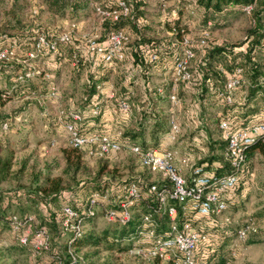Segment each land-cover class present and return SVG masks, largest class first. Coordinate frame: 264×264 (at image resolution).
<instances>
[{"label":"rangeland","instance_id":"obj_1","mask_svg":"<svg viewBox=\"0 0 264 264\" xmlns=\"http://www.w3.org/2000/svg\"><path fill=\"white\" fill-rule=\"evenodd\" d=\"M140 2H143V5L147 8L152 5L157 8L161 6L164 10L163 12L172 13L170 19H173L171 21L179 16L178 10L182 9L183 13L179 21L183 26L179 27L178 35L166 33L165 36L164 32L162 34L164 39H162V42L158 40V43L159 46L168 45V52L165 50L164 53L161 52V55L165 57L162 62L171 66L180 53L181 45L179 40L186 35L192 39V45L197 57L191 61V67L195 74L193 82H196V69L200 63L199 56L202 54V50L206 49L200 45L199 40L202 38L206 28L208 29V22L211 21L204 22L202 20L206 14L204 7L198 4V0H166L163 4L159 0H138V3ZM251 3L246 4L243 11H226L225 14L230 19L229 24L226 26L211 25L208 30L210 31V41L213 45L240 46L249 40L250 37H253L251 31L255 29L256 21L253 16V9L250 13L247 9ZM252 4L254 6V3ZM213 11L208 12L210 16H215ZM85 12L86 10L75 11L71 5L65 9L60 7L57 10H53L44 0H0V36L20 37L19 35L44 33L53 39L60 33L70 35L68 42L59 43L58 52L46 53L34 60H28L27 54L26 57H22L21 61L18 62L17 73L10 76L11 82L14 84L12 89H17L14 94V90H12L13 99L8 100L9 98H7L4 104L0 103V115L4 114L15 117L13 128H8L6 122L3 123L2 127V131H4L2 134L8 137L10 148L15 152L11 174L7 179L0 182V193L4 194L3 198H0V212L7 213L11 217V226L9 228L3 227V223L0 222V264H38V260H40L39 264H42L49 260L50 250L48 248L52 246L53 238L60 243L59 245H62L61 243L69 244V248L66 250L69 254V264H157L156 259L151 257L147 251H140V248H146V242L143 240L138 241L135 234L133 235V248L128 251H121L111 245L124 227L122 222L110 221L108 219L106 211L110 205L105 202L99 203L95 208L96 214L95 217H92V220H83L82 217L84 215H81L83 223L80 222L78 227L76 219L74 222H71V225L65 224L66 221L62 222L64 229L60 230L66 233L58 239L59 237L55 238L54 231L51 230L47 220L44 218L47 211L45 203L35 204L34 201H30V208L28 209L29 222L26 223L23 229L20 230L19 228L15 230V225H20L21 223L20 218L22 213L19 210V205L22 202L21 197H24L23 195H26V192L36 191L48 175L50 177H62L63 184L66 187L72 188V192L77 191V193H82L83 198L86 195H92L91 192L94 190H99L100 188L103 190L109 188L111 190L113 186L133 178L144 179L147 183L161 180V175L143 167L138 157L127 146L119 152L108 155L79 148L83 156L80 162L73 156L70 159L71 163L66 159L67 155L64 150L71 146L72 142L66 119H63L62 111H68L71 107L73 108L72 104H76L75 101L78 98H74L75 93L71 94L69 93L70 91L68 95L62 94V96L56 97L57 89L62 92V90L64 91V87H69L68 85L74 82L75 72L78 67L76 65H78L79 59L83 61L82 79L90 77L87 75H89V69L92 66L91 62H93L91 57H93L95 61L93 63L97 68L109 65L101 60H97L88 51L87 45L90 41L94 39H106V35L111 28H126L125 24L129 25V28H134L132 22L123 20L119 21L121 24H113L107 29L109 24L106 25V22L102 19V15L95 11L98 14L97 19H95V17H87V13ZM95 12L92 14L96 15ZM217 16L219 15L217 14ZM159 18L158 14L157 19L159 20ZM128 30L130 31V29ZM21 40L24 39H20V42H17V44L14 42L6 43L5 46L12 44L15 47V52L17 50L21 52L32 50L35 39L29 42V48L24 46ZM10 59L13 61L12 58ZM46 60H48L47 64L45 63ZM122 62L124 60L116 64ZM47 65H50V69H46V71L44 67ZM56 67L57 69L58 67L62 69L59 80H55L57 74ZM28 68L36 70L37 73L28 80L26 78H19ZM51 73L53 78L51 77ZM6 76L5 73L0 74V82L7 80ZM82 79L77 83L76 94L79 96L83 85ZM38 80L39 83L51 81V92H47L45 96L35 92L31 87L32 83H38ZM16 83L17 85L15 86ZM102 83L100 82L99 84ZM40 85L45 86V84ZM43 86H40V88L42 89ZM162 93H165V91ZM9 94L11 96V91ZM9 94L2 93V98L6 99V96ZM184 97L187 99L186 96ZM23 106L26 110L23 109L25 112L21 113ZM27 109L35 110V112L28 111ZM170 118L171 124L173 119L172 117ZM188 118L191 120V117H175L174 121L176 122L178 119L180 127L183 126V133L187 131L186 135H193L195 134L194 131L197 132V128H194L189 122L184 123ZM147 128L152 130L154 126L150 123ZM2 134L0 132L1 137ZM144 135L145 133L142 131L136 136L137 138H142ZM149 139L153 140L154 138L151 135ZM177 139L175 141L170 140V146H167L163 142L162 146L157 145L156 147L174 148L178 150L180 156L184 155L185 153L182 152L185 149L173 146L177 142ZM221 144L222 147L220 149L221 151L223 150V154L216 152V157L219 159L215 158V160H221L225 163V167H228V161L224 158V152L227 147V142L224 138L223 140L221 139ZM248 155L252 178L247 185L241 186L238 190V197L218 217L219 221L217 223L223 226V232L219 234L217 229H213L214 239L219 243L220 237L226 232L228 234L227 240L223 247L210 256L211 258L206 259V264H212V262L214 264H264V155L262 153L255 154V158L251 152ZM193 162L192 160L189 162V165L183 166V168H188L187 172L183 171L186 176L190 175L192 166L196 164ZM252 165L256 166L257 169L255 170ZM207 167L211 169L212 166L211 164H207ZM90 182H96V184L93 185ZM250 183L252 186H250ZM102 184H105L106 187H103ZM113 188V194L115 195V188H118V186ZM82 189L85 192H81ZM16 191L22 194L12 197V193ZM67 197L60 196V199L67 200ZM87 202L84 205L86 213ZM74 204L81 209L83 208L79 202ZM66 206L72 207L73 205L62 204L61 211ZM73 208L76 209L75 206ZM144 208V204L141 203L140 206L130 209L133 227L140 221ZM83 213L85 214V212ZM35 222L37 223L36 225L43 223L40 226L42 228H36L32 224H35ZM247 223H252L257 230L250 233L247 239H239L236 231L240 226ZM167 226V222L163 220L162 227L166 228ZM74 230L84 232L86 236L90 234L94 235L93 242L80 245L76 249L75 246L70 244L71 238H69V234ZM16 232L19 233L18 238L20 242L22 241L21 238L25 235L28 236V239L32 240V244L28 248H23L20 244L18 247L12 246ZM106 233H109L110 238H105ZM42 239L45 241L43 242L44 245L40 244V247H36V243L39 244V240ZM98 240L99 242L97 243ZM127 241L129 240L126 239L124 242ZM205 250L206 247H203L199 254L201 255L202 251ZM201 259L205 260L203 256H201Z\"/></svg>","mask_w":264,"mask_h":264},{"label":"built area","instance_id":"obj_2","mask_svg":"<svg viewBox=\"0 0 264 264\" xmlns=\"http://www.w3.org/2000/svg\"><path fill=\"white\" fill-rule=\"evenodd\" d=\"M159 1L163 4L166 0ZM247 9L250 13L253 4H250ZM95 11L102 15V19L120 21L129 16L131 7L127 0H117L114 7L99 4L96 5ZM208 24V29L211 25L213 26L212 21ZM208 29L206 28L199 40L203 48L211 45ZM57 36L56 39H52L47 34H37L32 50L27 52L28 60H34L46 53L58 52L59 43L70 40V35L67 33H60ZM129 41L130 35L125 28H111L106 39L90 41L87 49L97 60L114 64L126 58L127 53L124 46ZM179 43L180 53L170 67L173 80L170 99L174 104L180 101L179 84L193 83L195 79L191 67V61L196 58L192 39L186 35L179 40ZM261 44L264 47V38ZM14 54L15 47L12 44L5 46L0 49V61L9 59ZM158 58V52L154 50L148 52L150 61H157ZM36 73V70L28 68L19 78L28 80ZM243 73V67L236 65L227 77L224 86L218 90L219 101L227 105L236 104L238 91L247 84V78ZM96 87L98 91L104 90L101 84ZM158 90L162 93L164 88L160 87ZM120 107L124 112H130L131 104L126 97L120 100ZM90 110L91 115L98 116L103 108L100 103H94ZM62 113L74 147L108 155L119 152L127 146L138 157L143 167L161 175V180L152 181L148 187V195L155 201L150 205L153 211L143 213L140 224L136 228L135 236L138 241L146 242V248H140V251H147L151 257L172 264H206V260L201 259L199 252L203 247H206V250H216L218 242L214 239L212 230L217 229L219 234L223 232V226L217 223L218 217L238 197V190L241 186L247 184L252 178L248 154L251 145L259 140L264 141V118L246 122L228 109L219 123L223 138L227 142L224 158L228 161V167L224 166L226 169L219 172L209 169L204 163L194 164L190 175L186 176L183 166L189 165L190 155L180 156L178 150L174 148H152L140 144H129L118 136L121 133L112 135L107 129L88 130L81 127L86 115L84 109L71 107L68 111L63 110ZM180 133V124L172 121L169 139L175 141ZM145 183L147 181L144 179H133L122 185V196L116 199L114 204L111 200V190L94 191L87 202V214L95 215V208L99 203L105 202L110 205L106 211L108 219L110 221L120 219V222L126 223L131 220L129 212L131 207L139 203L142 196L146 194ZM63 211L69 218L77 220V227L80 222L83 223L78 211L73 207L66 206ZM157 215L168 218L166 228L161 226L159 218H154ZM69 218L65 222L67 225H71ZM19 228L20 225H15V230ZM256 230L252 223H247L237 229V237L242 240L247 239L249 234ZM21 240L23 244L29 242L28 236L25 235ZM43 240H39L40 243H36L35 246L44 245Z\"/></svg>","mask_w":264,"mask_h":264},{"label":"crops","instance_id":"obj_3","mask_svg":"<svg viewBox=\"0 0 264 264\" xmlns=\"http://www.w3.org/2000/svg\"><path fill=\"white\" fill-rule=\"evenodd\" d=\"M98 2L99 0H89L86 3V6L81 10H86L85 13H87V17H95V19H97L98 14L95 12V7L96 5H99ZM163 11L164 10L161 6L157 8L152 5L147 8L146 15L150 22L149 36L155 37L158 40L164 39V36L162 35L164 32L165 36L166 33L172 34V32L164 26L165 19L171 18L170 16L172 13H165ZM94 12L96 15L92 14ZM158 14L160 17L159 20L157 19ZM229 21L223 26L229 24ZM125 26L126 30L130 29L129 25L125 24ZM19 36L20 37L15 36L14 39H16L17 42H20V39H24L21 40V42L27 44L28 34ZM1 38L5 39V41H7L6 43H8L13 37L4 35ZM243 44V46H246L247 42H244ZM26 54L27 51L21 52L17 50L18 56L15 57L13 61L19 65L18 62L21 61L22 57H26ZM258 54L260 60H263L262 62L264 63V55L257 53V56ZM91 58L95 63L93 57ZM216 58H218L219 61L217 64L218 66L214 68L216 73L212 78V85L208 84V88H205L207 83L205 84V81L200 80L199 76V78L197 77L196 82L179 84L180 101L175 104L170 99L171 85L173 84L170 70L171 66L162 62L159 66L152 67L149 70L150 81L148 80V82L145 78L147 75L142 68L135 66L132 58H128L126 61L119 64H116V62L98 68L93 62H91L92 66L89 69V75H87L90 77L87 79H82L81 71L83 69V61L81 59L78 65H76L78 67L75 72L74 82L71 85H68L69 87H64V91L62 90V92L57 89L56 97L62 96V94L68 95L69 91L71 94L75 93L74 98L78 99L75 101L76 104H72L73 107L82 110L84 109L86 112L85 116L92 117L87 121L86 128H90L91 130L107 129L114 135L121 133V135L118 136L127 142L129 141V144H140L145 147H156L157 145L162 146L164 143H166L167 146H170V139L168 137L171 127L170 117H172L173 121L175 117H191V120L188 118L184 123L189 122L192 124L194 128H197V132L194 131L195 134L193 135H186L187 131L183 133L182 126L177 142L173 144V146L175 145L177 148L181 147L182 149H185L182 153L190 155L192 158L191 161H194L193 163L211 164V170H218L221 172L225 169V163L221 160L216 161L215 158H218L216 157V152L223 154V150L221 151L220 149L222 145L221 139L223 140V133L219 127V123L228 109L218 101L215 90L223 87L225 84L224 77L227 74L226 69L230 70L232 67H229V64L227 63L229 58L228 53H220ZM45 63L47 64L48 60H46ZM46 67H44L45 70L50 69V65H47ZM56 71L57 74L55 80H59L60 75L62 74V69L60 67L57 69L56 67ZM51 77L53 78L52 73ZM81 79L83 80V85L79 96L76 94V91L77 83ZM253 81L254 80L250 77L247 78L246 86L238 91L237 94V100H239L238 103H242L243 105L236 106L233 109V113L237 114L241 120H246V122L252 119L256 120L264 118V99L259 100L260 95L258 94L249 95ZM50 82L51 81H45L39 83L38 80V83H32L31 88H33L35 92L45 96L47 92H51ZM100 82H103L101 84L104 86L103 91H98L96 87ZM40 84H45V86ZM16 85L17 83L15 86ZM10 86L13 87L14 84L11 83ZM40 86H43L42 89ZM160 87L164 88L165 93H160L158 90ZM203 88L205 89L204 93L201 92ZM13 96L11 99H13ZM184 96H186L187 99ZM124 97H126L131 104V110L129 113L124 112L120 107V100ZM94 103H100L103 108L102 113L98 116L91 115L90 109ZM24 110L21 113H24ZM28 111L35 112V110L32 109H29ZM178 119L180 120V118ZM178 119L176 120L177 123H179ZM150 123L154 126L152 130L147 128ZM131 130H134V132H131ZM142 131L145 135L142 138H137L136 135ZM151 135L154 138L153 140L149 139ZM216 140H218V144L215 143ZM214 147L217 148L214 149ZM251 151L254 158L256 156L255 154L258 155L261 153L258 148L251 149ZM252 166L255 170L257 169L256 166ZM183 171L187 172L188 168L184 167ZM251 183L250 186H252ZM61 196L66 197L67 195L63 194Z\"/></svg>","mask_w":264,"mask_h":264},{"label":"trees","instance_id":"obj_4","mask_svg":"<svg viewBox=\"0 0 264 264\" xmlns=\"http://www.w3.org/2000/svg\"><path fill=\"white\" fill-rule=\"evenodd\" d=\"M45 3L53 10H57L60 7H63L64 9L67 6H72V9L75 11H79L81 9H83L86 6V3L89 0H44ZM130 7H131V11L129 16L122 18L120 21H129L130 23L132 22L134 28H130V31L128 30V34L130 35V41L125 44L124 46V50L127 53L126 58L124 59V61H126L128 58H132V60L134 61L135 66L140 67L143 69L144 73L147 75L145 78L148 81L150 78L149 75V70L152 67H157L159 66L160 63H162L163 59H165V57H162L161 52L164 53V51L166 50L168 52V45H161L159 46V41L158 39H156L155 37H151L149 36V32H150V22L148 21V16L147 14V7L145 5H143V2L138 3V0H127ZM254 3L253 6V16L255 18L256 21V26L255 29H253L251 32L253 33V37H250L249 40H247V45L243 46L244 44L242 43L240 46L238 45H213V43H211V45L209 47H206L205 50H202V54L199 56L200 57V63L199 66L196 69V75L197 77H200V80L205 81V84L207 83V85H205V88H208V84L213 83V77L214 74L216 73L215 71V67L218 66V61L219 59L216 58L220 53H228L229 54V58L227 60V63L229 64V67H232V69L228 70L226 69V75H225V81L227 79V77L229 76V74L233 71V69L235 68L236 65H241L244 69V76L246 78H251L253 81V85H252V89L249 93V95H260L259 100L264 99V63L262 62L263 60H260L259 58V54L257 56V53L263 54L264 55V47L262 46V39L264 38V0H198V4L202 5L205 9L206 14L203 17V21L207 22L209 20H211L215 25H224L227 21H229L230 19L227 17V15L225 14V12H233V11H243L246 4L248 3ZM99 4L102 5H106L108 7H114L117 3V0H99L98 2ZM251 3V4H252ZM214 10V15L215 16H210V13H208L209 11ZM182 9L178 10V17H175V19L173 21H171L172 19L170 18H166L164 26L166 29H168L169 31H171L172 33H174L176 36L179 33V30L181 26H183L180 23V19H181V15H182ZM217 14L219 16H217ZM106 22V25L109 24V26H107V29H109L113 24H121L119 21L115 22L112 19L106 18L103 19ZM106 27V26H105ZM109 27V28H108ZM135 29V30H134ZM38 34V33H37ZM36 34V35H37ZM36 35H28V42L27 44L22 43L24 46H27L29 48V42H32L36 37ZM2 36H0V49H2L6 42L5 39L1 38ZM15 37L12 38V40H10L8 43L10 42H14L15 44H17V40L14 39ZM157 40V41H155ZM168 41V40H166ZM160 42H162V40H160ZM26 47V49H27ZM172 49V47H171ZM170 49V50H171ZM154 50L156 52H158L159 58L157 61H150L148 59V52ZM24 52V51H23ZM17 52H15V54L13 55V57H11L12 59H14V57H17ZM197 57V55H196ZM80 61V59H79ZM211 64V65H210ZM8 71V72H7ZM18 71V64H16L14 61H12L10 58L9 59H5V60H1L0 61V74H6V79L5 81L0 82V103L4 104L5 101L7 100V98H9L8 100H10L12 98V87H10L11 82V78L10 76H12L13 74H16ZM10 74V75H8ZM198 77V78H199ZM148 78V79H147ZM7 81V82H6ZM149 82V81H148ZM210 86V85H209ZM224 86V85H223ZM212 87V86H211ZM245 87V86H244ZM217 88V87H216ZM222 88V87H221ZM219 88V89H221ZM215 90L216 96L218 98V90ZM242 89V88H241ZM240 89V90H241ZM9 90V91H8ZM239 90V91H240ZM11 91V96L9 94V92ZM16 91H13V94ZM202 93L205 92V89L203 88V90L201 91ZM2 93H7L9 95L6 96V99L2 98L3 95ZM238 94V93H237ZM219 101V100H218ZM239 100H236V104L235 105H227L222 103L221 101H219L220 103H222V105H224V107L226 109L232 110L239 105H243L242 103H238ZM22 111L24 109V106L21 108ZM20 109V110H21ZM92 117H84L83 118V123L81 125V127H85L87 124V121L89 119H91ZM6 122L8 124V128H13L14 126V122H15V117H11L10 115H0V132L1 134L4 133V131H2V127H3V123ZM86 128V127H85ZM88 130H91L90 128H86ZM131 132H134V130H131ZM2 138V139H1ZM218 140L215 141V143H217ZM218 144V143H217ZM222 147V145H221ZM220 147V148H221ZM217 148V147H216ZM214 147V149H216ZM254 148H258L260 150V152L264 155V141L259 140L256 143H254L253 145L250 146V151L252 152L251 149ZM14 150L10 148L9 145V141H8V137L5 136L4 134H2V137L0 136V182H2L3 180L7 179V177L11 174V170L13 168V161H14ZM64 152L66 153L67 157L66 159L70 162L71 157H76L78 162H80L82 160V153L81 151H79V148L74 147V146H69L68 148H65ZM75 154V156H74ZM71 163V162H70ZM133 179H138V178H133ZM130 179L128 181H124V183L121 184H117L115 186H118V188L116 189V193L115 195L113 194V186L111 188V200L114 203H116V199H120V197L122 196V192H121V186L124 185L125 183L133 180ZM91 184L95 185L96 182H90ZM89 183V185H90ZM106 184V183H105ZM102 184L103 187L106 185ZM150 183H145L144 184V190L146 192V194L144 196H142V198L140 199V202L135 204L134 206H132L131 208L134 207H138L140 206L141 203L144 204V212L143 213H148L150 211H153L152 208L150 207L151 204H154L155 201L150 197V195H148V187H149ZM66 187L63 184V179L62 177H50V175L47 176V178L45 179V181H43V183H41L36 191H29L26 192V195H23L24 197H21L22 202L20 203V207L19 210H21V224H20V230L24 228V226L26 225V223L29 222L28 220V209L30 208V201H34L35 204H41V202L45 203L47 211L46 214L44 215L45 219L48 222V225L50 226L51 230L54 231V236H56L55 238L60 239V237H62L63 234H65L66 232L63 233V231H61L60 229H64V227L62 226V222L66 221L69 217L63 212L61 211V207L62 204H72L74 207L75 206V210L78 211L79 215L83 218V220H92V217H95V215L90 216L86 213V211H84V205L86 204L85 202H87V200L89 199V197L91 196L86 195L85 198L82 197V193H77L76 192H72V188ZM86 189V188H85ZM88 189V188H87ZM109 189V188H107ZM107 189L103 190V189H99L100 191H106ZM110 190V189H109ZM85 192V190H81V192ZM96 191V190H94ZM93 191V192H94ZM1 192V190H0ZM91 192V193H93ZM22 193L19 191H16L15 193H12V197H14L15 195L19 196ZM67 195V200H62L60 199L61 195ZM4 194L0 193V198H3ZM79 202V204H81V206L83 207L82 209L79 208L78 206H76L74 203ZM40 209V208H39ZM42 209V208H41ZM81 212V213H80ZM85 212V214L83 213ZM96 214V213H95ZM154 218H159V220L161 221V223L164 221L168 222V218L167 217H163V216H156ZM75 219H71L69 218L70 223L74 222ZM116 222H120V219H116ZM0 222L3 223V227L5 228H9L11 226V217L6 213H2L0 212ZM132 220L127 221L126 223H123V227L124 229L122 230V232L120 234H118L113 243H111V245L114 248H117L121 251L124 250H129L131 248H133V235L136 233V228L137 226L140 224V221L138 222V224L133 227V223H131ZM31 223V222H30ZM44 223V221H43ZM43 223L36 225L37 223L35 222L32 223L33 225L37 227H40L41 225H43ZM162 226V225H161ZM165 227V226H164ZM42 228V227H40ZM79 230H74L72 231L69 235L71 238L70 240V244L75 246L76 249H78L77 247H80V245H85L86 243H90L93 242V236L92 234L90 235H84V232H80ZM79 233V234H78ZM227 233L224 232L223 235L220 237V241L217 244V248L216 250H210L207 249L205 252L201 253V256H204V259H208L211 258L210 256L215 254V251H217L219 248L223 247V245L226 243L227 240ZM105 236V235H104ZM19 233L16 232L15 237L13 238V245L14 247H18V245L20 244V246H22L23 248H28L30 246L31 241L29 239V242L27 244H23L20 242L19 240ZM98 238V237H97ZM105 238H110L109 233H106V237ZM126 239H128L129 241H126ZM99 242V240L97 241V243ZM116 242V243H115ZM60 243L57 242L56 239L53 238V244L51 247H49L48 249L50 250V255H49V260L42 263V264H57V263H63V264H69L70 263V259H69V254L66 251L69 248V244L65 243H61L63 245H59ZM69 259V260H68ZM40 263V260H38ZM38 263V264H39ZM156 263L157 264H172L171 262H162L159 259H156ZM212 264H214V262H212Z\"/></svg>","mask_w":264,"mask_h":264}]
</instances>
